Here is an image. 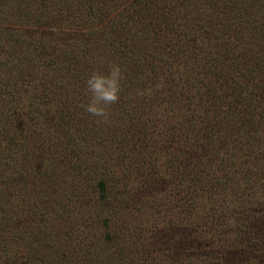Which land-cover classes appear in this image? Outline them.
I'll list each match as a JSON object with an SVG mask.
<instances>
[{
	"label": "trees",
	"instance_id": "obj_1",
	"mask_svg": "<svg viewBox=\"0 0 264 264\" xmlns=\"http://www.w3.org/2000/svg\"><path fill=\"white\" fill-rule=\"evenodd\" d=\"M113 61L100 122L79 105ZM144 178L186 185L210 257L263 261L264 0H0V264H63V225L142 213Z\"/></svg>",
	"mask_w": 264,
	"mask_h": 264
},
{
	"label": "rangeland",
	"instance_id": "obj_2",
	"mask_svg": "<svg viewBox=\"0 0 264 264\" xmlns=\"http://www.w3.org/2000/svg\"><path fill=\"white\" fill-rule=\"evenodd\" d=\"M154 174L150 173L151 176ZM165 186L161 181L154 183L147 178L142 180V184L137 183L134 202L143 212L132 218L115 219L107 214L106 221L105 215H84V218H73V221L67 222L63 226L71 228L72 232L70 237L63 233L59 238V262L64 259L63 264H249L247 260L251 256L237 246L228 247L220 254L215 252V258L210 257L207 254L209 251L204 248L205 243L214 244L215 249H219L222 238L214 236L217 239H210V235H201L191 229L194 226L188 223L189 199L185 184L179 195L175 194L170 184ZM162 191H165L163 205L157 207L153 204ZM178 206H181V218L184 219L182 226H178ZM259 235L264 242V231H260ZM50 254L51 260V251ZM210 258L211 261H208ZM262 260L260 264H264V256Z\"/></svg>",
	"mask_w": 264,
	"mask_h": 264
},
{
	"label": "clouds",
	"instance_id": "obj_3",
	"mask_svg": "<svg viewBox=\"0 0 264 264\" xmlns=\"http://www.w3.org/2000/svg\"><path fill=\"white\" fill-rule=\"evenodd\" d=\"M99 62L103 64V59ZM125 79L124 69L115 61L110 63L107 71H91L84 82L88 100L79 107L98 118L100 122H106L110 117V106L121 98ZM138 94L143 93L138 92Z\"/></svg>",
	"mask_w": 264,
	"mask_h": 264
}]
</instances>
